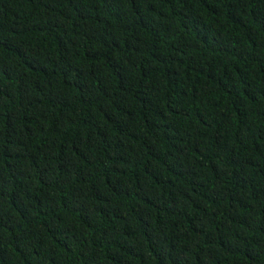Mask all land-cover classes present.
Instances as JSON below:
<instances>
[{
  "label": "trees",
  "instance_id": "16d2710c",
  "mask_svg": "<svg viewBox=\"0 0 264 264\" xmlns=\"http://www.w3.org/2000/svg\"><path fill=\"white\" fill-rule=\"evenodd\" d=\"M0 264H264V0H0Z\"/></svg>",
  "mask_w": 264,
  "mask_h": 264
}]
</instances>
